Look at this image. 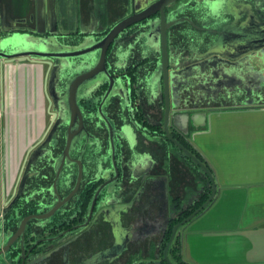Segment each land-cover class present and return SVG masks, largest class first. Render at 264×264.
Wrapping results in <instances>:
<instances>
[{
	"label": "flooded vegetation",
	"instance_id": "1",
	"mask_svg": "<svg viewBox=\"0 0 264 264\" xmlns=\"http://www.w3.org/2000/svg\"><path fill=\"white\" fill-rule=\"evenodd\" d=\"M44 3L6 0L9 20L23 25L5 28L2 17L1 35L34 31L40 35L27 38L36 41L50 34L70 51L109 35L113 40L103 50L106 74L95 71L97 49L56 60L52 76L46 65L26 64L44 73V126L35 133V108L29 102L32 115L21 135L24 150L3 159L0 264H167L164 251L179 224L166 257L174 264H190L184 258L185 226L204 211L181 223L211 189L167 137L185 147L180 132L165 123L163 70L171 67L181 77L173 86L178 112L226 108L239 99L264 103V52L244 53L252 46L246 41L230 52L219 45L237 29L264 25V0ZM211 6L220 9L219 18L210 16ZM170 24L161 39L162 28ZM243 53L253 68L246 60H230ZM220 54L226 57L219 60ZM214 74L223 79L218 82ZM187 75L191 77L183 80ZM256 88L260 98L247 96ZM172 169L189 172V185L174 178Z\"/></svg>",
	"mask_w": 264,
	"mask_h": 264
},
{
	"label": "crops",
	"instance_id": "2",
	"mask_svg": "<svg viewBox=\"0 0 264 264\" xmlns=\"http://www.w3.org/2000/svg\"><path fill=\"white\" fill-rule=\"evenodd\" d=\"M5 1L0 0L3 27L20 28L22 22L12 23L7 17ZM43 74L41 67L21 64L4 75L7 106L0 110V203L3 159L7 162L24 150L21 135L32 105L35 133L44 126ZM227 103L228 107L217 106L208 113L206 126L189 137L213 169L218 187L213 203L186 230L184 258L190 264H264V104L241 99ZM170 174L189 185L187 171L172 169Z\"/></svg>",
	"mask_w": 264,
	"mask_h": 264
},
{
	"label": "water",
	"instance_id": "3",
	"mask_svg": "<svg viewBox=\"0 0 264 264\" xmlns=\"http://www.w3.org/2000/svg\"><path fill=\"white\" fill-rule=\"evenodd\" d=\"M48 1V0H47ZM174 2L171 1L167 5H171ZM41 4H45L44 0H41ZM166 5V6H167ZM209 9L210 16H213L214 18H219L221 16V12L219 8H216L215 6H211ZM2 18V13L0 12V21ZM161 18H163V11L161 12ZM172 24L163 27L161 30V39H164L165 34L169 31ZM11 33V34H10ZM8 32L7 35L2 36L0 32V100L3 93V79L5 71H11L12 69H16L17 67H20L21 64H39L40 66L46 65L47 67V74L50 73V76L56 73V60H68V59H74L77 57H84V55L88 54L89 51L93 50H100V60L97 62L95 71L98 74H106V63H105V56H103V50H107L108 46L111 44L113 38L112 35H109L110 37H106L103 39L100 43H97L95 45L91 46H85L82 48H79L75 51H70V49L65 48L64 46H61L58 41L54 37L45 36L43 38H39L36 41H31L27 38V36L31 35H37L39 36V32L30 31L29 35H24L19 31L14 32ZM35 33V34H34ZM50 33V32H49ZM236 33V34H235ZM52 35V33H51ZM158 35H155V39H157ZM232 37L233 40L229 41L226 38ZM248 42L252 43V46L247 49L244 53L250 52L252 50H261V52H264V25H261V27H252L250 29L240 28L235 30L232 33V36H224L220 41L219 45L224 50L225 48L227 50H224L225 52H230L232 50H235L241 42ZM93 46V47H92ZM101 47L102 50L99 48ZM224 52V53H225ZM94 53V52H93ZM243 53V56L239 55L234 58H228L231 61L234 60L242 61L246 60L247 63L251 65L249 59L245 54ZM164 61L163 64H165V50L163 52ZM218 59L221 60V58L226 57L223 54L217 55ZM54 61V62H53ZM221 62V61H220ZM222 64V62H221ZM253 68V67H252ZM173 68L170 67V70L164 67L163 70V83H164V101H165V123L169 124L171 127L176 128L180 134L183 136L184 140L190 143L189 137H193L196 132H199L200 129H203L206 126L207 123V115L208 113L212 112L213 109H210V107H205L200 110H194V111H184V112H178L177 109H175L173 104L174 99V92H173V86L176 85V80H180V76L176 77L173 73L175 71L172 70ZM191 76H182V79L187 81L186 79L190 78ZM192 78H194L192 76ZM214 78L219 82L223 77L218 76L217 74H214ZM255 78V76H253ZM252 76L250 77L251 80H253ZM195 79V78H194ZM264 80H262L263 82ZM250 82V81H249ZM78 83H81V81H78ZM121 84V83H119ZM79 84L75 85L73 90L75 93V90L77 89ZM50 87V86H49ZM73 87V86H72ZM51 91V89H49ZM72 91V90H71ZM70 93V92H69ZM224 95V92H219V94ZM247 96H251L253 98H260L261 97V91H259V88L251 89V91L247 92ZM71 105L74 104V97L70 98ZM171 102V106L169 104ZM264 104V103H262ZM264 106V105H263ZM170 107V108H169ZM0 110L3 111V101H0ZM76 110V107H75ZM168 139L175 144V146L178 147V149L186 155L191 161L197 165L201 171L205 174V176L208 178V185L211 189V193L208 197V199L200 206L198 207L189 217H187L185 220L182 221L181 224L189 222L194 216L197 214H201L203 211H205L209 205L210 202L215 199L218 192L216 177L214 174L213 169H208L199 159H197L191 152H189L185 147L180 145L173 137H171L169 134H167ZM180 225V224H179ZM178 225V226H179ZM178 226H175L173 228L172 234L170 236V240L165 248L164 256L167 264H174L166 257L167 249L173 239L174 232ZM1 254V252H0Z\"/></svg>",
	"mask_w": 264,
	"mask_h": 264
},
{
	"label": "trees",
	"instance_id": "4",
	"mask_svg": "<svg viewBox=\"0 0 264 264\" xmlns=\"http://www.w3.org/2000/svg\"><path fill=\"white\" fill-rule=\"evenodd\" d=\"M183 145L186 147V148H188L189 150H191V151H193L194 153H195V155H196V157L202 162V163H204L207 167H209L208 165H207V161L200 155V153L198 152V151H196V150H194L187 142H183ZM182 155V154H181ZM183 157L185 158V160H186V162H190V165H191V167H192V170L195 172V174H196V176L200 179V180H202L205 184H207L208 185V178L205 176V174L201 171V169L198 167V166H196V165H194L191 161H190V159L188 158V157H186V156H184L183 155ZM210 169V168H209ZM188 174H189V172H188ZM206 197H207V194H204L202 197H201V199H200V201L197 203V205L196 206H198V205H200L202 202H204V200L206 199ZM189 212L190 211H187V212H185V214H184V216H186V215H188L189 214ZM180 264H186V263H184V262H180Z\"/></svg>",
	"mask_w": 264,
	"mask_h": 264
},
{
	"label": "rangeland",
	"instance_id": "5",
	"mask_svg": "<svg viewBox=\"0 0 264 264\" xmlns=\"http://www.w3.org/2000/svg\"><path fill=\"white\" fill-rule=\"evenodd\" d=\"M183 176H184V175L182 174L181 179L183 178ZM178 177H179V176H178ZM177 179L179 180L180 178H177ZM192 223H194V222H190V223H188V224L185 226V227H188L187 230L189 229L190 225H192Z\"/></svg>",
	"mask_w": 264,
	"mask_h": 264
}]
</instances>
